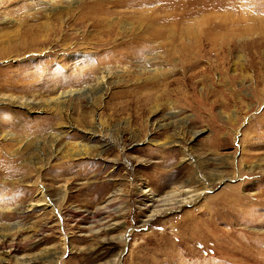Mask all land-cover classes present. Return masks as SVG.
I'll return each instance as SVG.
<instances>
[{
    "label": "rangeland",
    "instance_id": "rangeland-1",
    "mask_svg": "<svg viewBox=\"0 0 264 264\" xmlns=\"http://www.w3.org/2000/svg\"><path fill=\"white\" fill-rule=\"evenodd\" d=\"M40 1L0 0V96L36 102L0 101L3 264H264V0H200L183 23L213 19L227 40L206 34L201 54L155 62L154 77L144 59L113 63L94 99L89 68L114 55L87 47L95 28L74 19L86 0ZM148 194L167 203L156 215Z\"/></svg>",
    "mask_w": 264,
    "mask_h": 264
},
{
    "label": "bare ground",
    "instance_id": "bare-ground-1",
    "mask_svg": "<svg viewBox=\"0 0 264 264\" xmlns=\"http://www.w3.org/2000/svg\"><path fill=\"white\" fill-rule=\"evenodd\" d=\"M59 1L61 2L63 0H47V1L42 0L40 1V3H44L45 5L48 6L50 5V7H52L53 10L56 7L55 3ZM79 1L80 0H65L66 3L64 5V8H67L68 9L67 12H69L70 9L74 7L75 3ZM100 1L102 0H86V4H88L89 6L88 9L74 18L76 20H79L78 22L81 23L86 21L90 26L95 28L96 31L95 34L93 35L91 34L92 36H90L91 39L93 38V41H91L92 42L91 45L87 47H90L91 49L94 48L99 51L104 49H109V51H111L112 54L114 55L112 61L108 60L109 62H105L104 64L98 65L97 68H92V66L91 69L89 68V70H92V74L95 76L94 79L95 81L91 84H88V86L86 85L83 88V90L85 91L88 89V92L89 93L91 92V97L93 96L97 97L101 95L102 90L105 88V83H107L106 82L107 79L109 78V76H111L110 66L113 65V63L122 64L130 61V59H135L136 61L144 59L146 60L147 63V65H144L146 66L144 70L148 71V73L152 74V76L154 77L158 75L157 74L158 71L161 70L160 67L152 65L155 62H158L160 60H162L163 62V60L165 61L167 59H171L177 53L181 55L190 54V56H197L198 54H201L202 50L199 48V45L201 44V41H203V39L206 38L205 37L206 34H207L208 44H210L211 40L214 37L217 38L218 36H221L226 40L228 38L227 33L224 32L223 34H221L220 31V30H224V28L226 29V27L223 26V24L214 21L213 19L207 18L206 20H204L205 21L204 23H198L197 25H189L183 23L184 20H186V18L192 16L193 14L199 12L200 10H203V7L200 4V0H147L144 4H146L147 6L148 5L151 6L150 8L148 7L149 9L147 10L137 9L133 11H116L113 9L108 10L105 9V7L104 8L99 7V5L102 6L101 5L102 2ZM109 1H117L119 5L120 2L127 3L130 0H108V2ZM223 1L224 0H222V2ZM139 5H141V2ZM227 6L228 5H225L224 7L226 8ZM112 7L113 4H111V8ZM129 9H131V7ZM117 14H122V15L117 16ZM112 15H116V17H111ZM126 19L127 21H125ZM187 41H191V43L194 45V48H192L193 47L192 46L191 47L192 49H189L190 45L188 44ZM109 43H111L112 46L105 48ZM120 47L124 48L122 52H119L117 50V48ZM195 47L197 48L195 49ZM89 74L91 73L89 72ZM76 91L79 92L81 90H75V91L69 90L68 92L67 91L61 92L55 98H49V99L47 98L45 101L42 100L39 101L40 105L49 106L51 102H53L52 104H55V106H57L59 104H62L66 100L65 98L67 96H70L71 93L73 92L77 93ZM143 97H145L144 102L151 101L150 96L144 95V96H137L135 98H131L130 100L127 101V103H134L135 101L139 102ZM0 101L15 103L18 106L26 107L27 109H30L31 107H33V104L36 103L33 102L32 99L17 97L11 94H9L6 98L0 96ZM3 127L4 126L2 125L0 126V128ZM93 129H90L89 133L95 136L96 130ZM2 134L3 133L1 132L0 135ZM57 140H58V135L55 138V141ZM92 147L96 148L97 145L84 146L79 150V152L74 153L73 155L76 156L86 155L88 153V149ZM189 191L190 190L182 191L181 194L183 193L185 194V192L188 193ZM192 191L194 190L192 189ZM231 192L234 193L235 195L234 198L236 199V201L233 202V206H236L237 204H241L243 202L242 200L245 199V197L240 196L236 192L234 191ZM150 194L152 193L150 192ZM199 195H200L199 192L196 193V191H194V193H191L190 195L187 194L184 197L188 198L190 201L191 199L192 200L198 199ZM149 197L150 200L153 202L152 204L149 205H154L155 202L163 201L162 197L159 199L154 198L153 195H150ZM182 199L185 200L183 197L181 199L180 197H178V199H175L176 203H178L179 201L183 202L181 201ZM43 203L45 204V206H50L48 202H43ZM163 204H167V203L164 202H162L161 204L156 203L154 206H157V208L155 207L156 209L153 210L155 212L152 215H156L157 213H159V211H161L163 208H158V206ZM34 206L35 204H31V207ZM172 207L175 206H171L170 204V207H168L167 209ZM47 252L48 254H45L44 256H42V258L52 257L51 260H54V258L59 257L58 250L53 249L52 251H47ZM8 256H9L8 250H1L0 264L5 263L7 261ZM28 261H30V259L21 260V262L19 263L23 264V263H27ZM46 261L49 260L47 259ZM117 263L118 261L114 262V264Z\"/></svg>",
    "mask_w": 264,
    "mask_h": 264
}]
</instances>
